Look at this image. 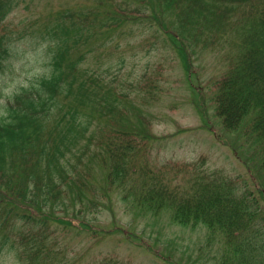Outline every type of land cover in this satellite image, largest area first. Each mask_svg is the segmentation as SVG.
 <instances>
[{"label":"rangeland","instance_id":"obj_1","mask_svg":"<svg viewBox=\"0 0 264 264\" xmlns=\"http://www.w3.org/2000/svg\"><path fill=\"white\" fill-rule=\"evenodd\" d=\"M97 1L15 0L2 23L7 54L0 62V117L14 93L49 72L53 41L40 36L41 28L55 23L58 14L93 9ZM114 1L138 4V0ZM145 9L134 23L113 33H94L84 42L82 66L99 73L115 92L126 93L130 102L122 130L138 136L136 147L122 160L120 176L113 175L108 159L92 162L85 167L89 175L79 183L81 192L73 187L56 206L63 204L58 214L48 206L52 216L71 225L57 222L55 216L45 220L46 245L53 252L46 264H264V235L235 240L238 245L232 251L219 228L180 223L173 208L144 198L160 189L188 193L197 170L220 174L250 191L257 186L258 172L250 161L253 143L242 132L224 130L212 104V82L244 49L242 37L247 32L240 17L233 15V27L216 44L194 46L187 73L176 46ZM171 19L165 9L159 16L163 24ZM258 202L264 212V201ZM32 224L15 221L13 228L41 226ZM18 251L4 246L0 264H29L26 257L18 258Z\"/></svg>","mask_w":264,"mask_h":264},{"label":"trees","instance_id":"obj_2","mask_svg":"<svg viewBox=\"0 0 264 264\" xmlns=\"http://www.w3.org/2000/svg\"><path fill=\"white\" fill-rule=\"evenodd\" d=\"M14 5L15 0H0V62L7 54L2 23ZM144 6L150 10L148 17L154 18L176 46L187 73L194 46L202 49L216 44L233 27L231 17H240L239 24L247 32L242 37L244 49L212 82V104L224 130L242 132L253 143L250 161L258 172L257 182L252 183L257 186L251 191L220 174L197 170L188 193L160 189L145 200L173 208L180 223L201 222L219 228L232 251L238 245L235 240L264 235V212L258 202L260 198L264 201V0H138L137 5L98 0L93 9L58 14L55 23L41 28L40 36L53 41L49 72L14 93L0 117V251L7 245L12 250L19 248V259L46 264L53 252L46 245L45 220L56 218L71 225L69 220L52 216L48 206L56 208L73 187L81 192L79 183L89 175L85 167L92 162L108 159L113 175L124 172L122 160L136 147L133 143L138 136L122 130L130 98L82 66L83 46L94 33L109 34L134 23L147 11ZM164 9L172 17L167 24L159 20ZM60 207L54 209L57 214ZM15 221L41 226L16 230Z\"/></svg>","mask_w":264,"mask_h":264}]
</instances>
